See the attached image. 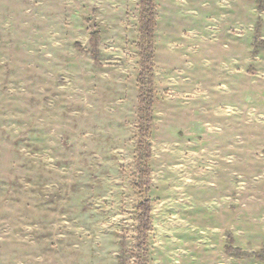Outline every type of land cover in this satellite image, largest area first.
Returning a JSON list of instances; mask_svg holds the SVG:
<instances>
[{"label": "rangeland", "instance_id": "1", "mask_svg": "<svg viewBox=\"0 0 264 264\" xmlns=\"http://www.w3.org/2000/svg\"><path fill=\"white\" fill-rule=\"evenodd\" d=\"M145 2L0 0V264H264V0Z\"/></svg>", "mask_w": 264, "mask_h": 264}, {"label": "trees", "instance_id": "2", "mask_svg": "<svg viewBox=\"0 0 264 264\" xmlns=\"http://www.w3.org/2000/svg\"><path fill=\"white\" fill-rule=\"evenodd\" d=\"M146 0H141V4H142V7H144L145 6V2ZM149 3L151 4V5H154V0H149ZM146 11L144 12L143 11V13H142V15H141V26H142V29L143 30H145V31H147L151 36H152V32H150L149 30H151L150 28L151 27H148V26H150V24H152L153 23V17H152V15H151V13L149 14V17L150 18H148L147 16H146ZM148 18V19H147ZM148 27V28H147ZM98 40V36H97V34H92L91 35V42L93 43V45L95 46V43H96V41ZM141 210L143 211L142 212V218L144 219L145 218V214H146V211H145V208H141ZM140 210V211H141Z\"/></svg>", "mask_w": 264, "mask_h": 264}, {"label": "crops", "instance_id": "3", "mask_svg": "<svg viewBox=\"0 0 264 264\" xmlns=\"http://www.w3.org/2000/svg\"><path fill=\"white\" fill-rule=\"evenodd\" d=\"M241 245V244H240ZM241 246H243V245H241ZM244 247V246H243ZM245 248V247H244ZM256 249V248H255Z\"/></svg>", "mask_w": 264, "mask_h": 264}]
</instances>
